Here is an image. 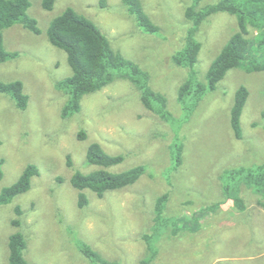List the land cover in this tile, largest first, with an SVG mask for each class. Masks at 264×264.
<instances>
[{
  "label": "rangeland",
  "instance_id": "1",
  "mask_svg": "<svg viewBox=\"0 0 264 264\" xmlns=\"http://www.w3.org/2000/svg\"><path fill=\"white\" fill-rule=\"evenodd\" d=\"M142 1L159 26L155 33L143 30L123 0H57L51 10L43 0H31L28 14L38 21L40 32L21 22L3 30L7 51L17 56L0 63V80L22 81L29 103L21 110L0 92V194L29 164H36L40 175L28 192L0 206V264H9L10 237L17 231L27 238V264H93L79 249V239L118 264H140L148 255L145 234L153 235L158 252L152 264H264V207L259 204L264 195L240 177L226 176L264 163V70L248 71L246 65L231 69L188 111L178 90L190 72L173 57L185 47L193 27L186 10L195 0ZM218 1L201 0L198 8ZM69 7L92 19L116 49L149 73L151 87L168 99V121L148 110L139 89L123 78L85 95L78 113L63 116L68 95L56 83L73 69L68 53L51 43L48 29ZM239 29L237 15L218 12L196 32L194 39L202 42L195 68L200 81L207 82L213 60ZM250 29L253 37L256 32ZM241 86L250 95L239 139L231 114ZM82 130L86 139L79 137ZM93 142L126 156L111 171L139 164L147 169L135 184L103 198L86 189L90 202L80 208L71 179L76 170L98 168L87 163ZM178 147L183 153L176 163ZM228 183L243 197L245 210L225 192ZM165 192H170L166 213L171 223L153 232L156 200ZM15 218L21 226L13 224Z\"/></svg>",
  "mask_w": 264,
  "mask_h": 264
},
{
  "label": "trees",
  "instance_id": "2",
  "mask_svg": "<svg viewBox=\"0 0 264 264\" xmlns=\"http://www.w3.org/2000/svg\"><path fill=\"white\" fill-rule=\"evenodd\" d=\"M57 0H43V6L47 10L53 9ZM131 13L136 17L138 24L144 31L155 33L159 26L152 20L144 7L142 0H123ZM201 0H195V4L186 10L187 18L193 22L189 31V37L185 47L178 51L173 59L189 73V78L178 90V100L188 111L197 106L207 90H215L218 84L233 68L246 65L248 71L264 70V0H219L205 8H198ZM31 0H0V63H5L17 56L16 53L7 51L4 42L5 28L21 22L25 27L35 33L40 32L38 21L28 14ZM229 12L237 15L240 29L231 37L222 51L213 60L207 72V82L197 78L196 65L202 42L195 40L196 32L203 23L213 14ZM253 28L256 34L251 36ZM48 37L51 43L68 53V60L73 69V74L56 83L59 90L68 95V101L63 108V116L68 118L78 113L82 108L83 97L87 94L103 90L118 78L130 80L141 92V100L144 106L159 115L164 121L171 117L168 108V99L162 92L154 90L150 85L149 73L144 71L135 61L128 59L122 52L116 49L110 38L90 18L79 13L72 7L67 8L60 16L53 20ZM0 92L12 97L21 110H26L29 96L25 93L22 81L4 82L0 80ZM250 92L246 86H241L235 96L231 114V124L237 138L243 137L242 115L248 101ZM188 100H192L188 103ZM264 119V112H263ZM80 139H86L87 134L82 130ZM183 148L175 151L176 163L182 159ZM124 154H111L105 150L99 142L89 145L87 151V163L98 168L84 173L76 170L71 182L79 190L78 204L80 208L89 205V197L84 192L90 189L103 198L107 192L120 190L135 184L146 173V166L139 164L123 171H111L110 167L123 163ZM0 160V178H2ZM70 165L73 162L70 161ZM40 175V169L36 164H29L19 180L5 187L0 194V206L11 203L17 196L28 192L32 188L33 178ZM228 178L240 177L245 184L254 187L257 192L264 195V163L251 168L233 170L226 175ZM229 198H233L240 209L246 208L243 197L234 194L231 183L224 187ZM233 195V196H232ZM232 196V197H231ZM170 199V192L160 195L155 204L154 230L157 227H169L171 217L166 213V205ZM264 207V202L259 203ZM17 216L23 214V209L18 206ZM178 220L176 219V225ZM15 226H21L20 218L13 221ZM186 225V224H185ZM166 228V229H167ZM180 228L174 230L178 234ZM155 234V233H154ZM152 234L143 236L148 244V255L141 259L140 264H152L158 252L152 245ZM79 249L93 264H118L106 258L100 251L84 240H78ZM146 244V245H147ZM28 246L24 233L17 231L10 237L9 264H27L25 250Z\"/></svg>",
  "mask_w": 264,
  "mask_h": 264
}]
</instances>
